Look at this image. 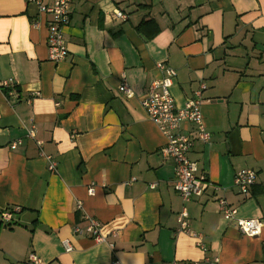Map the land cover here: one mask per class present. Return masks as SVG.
Masks as SVG:
<instances>
[{"label":"crops","instance_id":"obj_1","mask_svg":"<svg viewBox=\"0 0 264 264\" xmlns=\"http://www.w3.org/2000/svg\"><path fill=\"white\" fill-rule=\"evenodd\" d=\"M49 19L35 2L0 0V264H30L29 253L43 264H264V229L242 234L217 207L224 197L239 217L264 221V0H71L68 55L58 63L48 55ZM143 20L152 23L139 29ZM157 63L176 71L178 108L206 84L210 139L195 140L188 158L209 185L189 202L174 189L166 137L141 105L163 77ZM31 126L34 139L25 137ZM242 169L256 172L248 195L232 182ZM183 207L202 247L178 230ZM85 214L113 249L75 234Z\"/></svg>","mask_w":264,"mask_h":264},{"label":"built area","instance_id":"obj_2","mask_svg":"<svg viewBox=\"0 0 264 264\" xmlns=\"http://www.w3.org/2000/svg\"><path fill=\"white\" fill-rule=\"evenodd\" d=\"M27 2H35L39 6L41 12L50 16L48 21V38L47 49L49 59L58 63L66 59L68 55L67 44L64 38V28L70 22V4L71 0H51L50 4L43 5L40 0H26ZM114 15L117 19H126L127 15L120 9L114 10ZM157 67L163 72L161 79H156L151 82L148 91L141 100V105L146 113V116L151 120L166 137V144L162 148L164 157H169L174 162V189L179 193L183 202H189L192 199L199 197L209 185V180L204 173H199L196 163L188 158L195 140H201L207 143L210 139V134L207 132L202 115L203 91L206 89L204 82L199 83V87L194 92L193 97L189 98L183 107L178 108L175 105L171 93V86L176 71L163 63H157ZM14 81L9 79L2 82L1 87L10 88ZM118 91L126 97L132 96V90L122 82ZM31 98L27 99L30 103ZM183 124L192 125L194 134L192 135L187 129L183 128ZM25 137L34 139L35 129L31 126ZM22 143V139H17L10 144L11 149L17 148ZM48 161V169L50 172H55L57 169V161L49 155L43 154ZM233 186L243 195H248L250 189L256 182V172L253 169H242L237 171L233 176ZM152 184L151 187H154ZM218 188V187H216ZM89 195L95 192L94 184L87 189ZM218 211L225 220L235 222L236 228L242 234L251 237H257L264 229V221L254 218H243L238 216L237 209L232 207L224 197L217 198ZM77 209H82V202L77 201ZM20 207L14 206L4 209L1 213V221L3 225H8L13 219V213L18 212ZM84 219L87 221L85 227H75L76 235H89L97 243H108L113 249L114 244L107 241L106 237L101 233V223L95 218L85 214ZM177 221L179 231L187 233L198 239V245L202 247L200 236L190 231L188 212L185 207L178 214ZM116 236L117 233H112ZM64 250L70 252L73 250V245L67 239L62 241ZM28 263L43 264L42 261L34 254L29 253ZM111 264H118L114 260ZM194 264V263H190Z\"/></svg>","mask_w":264,"mask_h":264},{"label":"trees","instance_id":"obj_3","mask_svg":"<svg viewBox=\"0 0 264 264\" xmlns=\"http://www.w3.org/2000/svg\"><path fill=\"white\" fill-rule=\"evenodd\" d=\"M146 23L148 24V23H152V20H147V21H142L139 25H138V28L140 29V28H142V26H144V25H146Z\"/></svg>","mask_w":264,"mask_h":264}]
</instances>
